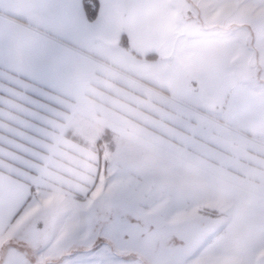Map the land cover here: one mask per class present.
<instances>
[{"label":"snow or ice","instance_id":"snow-or-ice-1","mask_svg":"<svg viewBox=\"0 0 264 264\" xmlns=\"http://www.w3.org/2000/svg\"><path fill=\"white\" fill-rule=\"evenodd\" d=\"M0 264H264V0H0Z\"/></svg>","mask_w":264,"mask_h":264}]
</instances>
